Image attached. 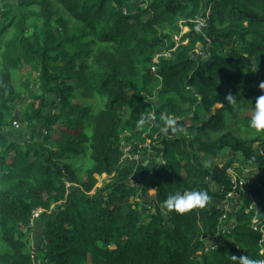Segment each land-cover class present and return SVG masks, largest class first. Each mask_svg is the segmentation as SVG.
Segmentation results:
<instances>
[{
	"label": "trees",
	"instance_id": "obj_1",
	"mask_svg": "<svg viewBox=\"0 0 264 264\" xmlns=\"http://www.w3.org/2000/svg\"><path fill=\"white\" fill-rule=\"evenodd\" d=\"M131 1L0 0V264H33L40 252L46 264L264 258V223L263 231L251 226L255 211L264 217V133L248 126L264 95V0H145L128 11ZM26 68L38 91L17 115L14 74ZM14 120L29 139L8 131ZM133 126L145 128L150 150H139L156 164L134 187L117 175L122 134ZM237 156L258 173L245 203L229 211L234 228L217 233L222 211L213 199L231 189ZM104 174L113 179L97 188ZM148 190V201L137 199ZM177 190L210 199L169 212L164 201ZM37 209L43 232L34 250Z\"/></svg>",
	"mask_w": 264,
	"mask_h": 264
},
{
	"label": "rangeland",
	"instance_id": "obj_2",
	"mask_svg": "<svg viewBox=\"0 0 264 264\" xmlns=\"http://www.w3.org/2000/svg\"><path fill=\"white\" fill-rule=\"evenodd\" d=\"M8 1H14V0H8ZM145 0H133L129 2L125 8L128 11H133L139 4L144 3ZM56 29V27H55ZM58 30V29H56ZM187 31V28H183L182 33H185ZM181 35V34H180ZM180 35H174L173 38L174 40L179 39ZM160 55V54H157ZM164 55V53H163ZM193 55L197 58L205 55V51L200 47V45L197 43L195 44V49L193 51ZM156 57V56H155ZM154 57V58H155ZM254 73L259 74V71L256 69L252 70ZM25 80L27 82L26 88H23L21 85V81ZM14 86L18 89L19 87V92H20V97L17 101L16 104V111L15 113L19 115L20 111H25L24 109L29 107V103L33 101L32 95L37 93L38 91V86L36 82V74L31 71L30 69L26 68L22 72H17L14 74ZM49 100H52V97H49ZM55 103L47 110V113H53L55 111ZM152 116V113H151ZM26 126L22 124L20 121L14 120L11 122L9 125L8 131H10L13 135L14 138H25L29 139L30 135L26 134L27 130L25 128ZM145 128H140L137 126H133L130 129H127L126 131L123 132L122 138L120 145L124 149V157L123 161L120 165V169L117 173L118 177L121 178L123 177V174H126L125 178L129 181L131 186H138V185H144L145 182H147V179L149 178V175L147 174V171L153 169L156 164L152 160L146 159V154L144 153L143 150H139L143 148V144L146 141H142V137L144 136L145 133ZM40 132V131H38ZM256 136V134H255ZM42 137V134L37 133L35 135V139H40ZM257 147V145H256ZM223 159H230L231 154L230 153H225L223 156ZM240 157L237 156L236 158V163L239 165L240 164ZM216 161H221L220 158L215 159ZM235 164V163H234ZM246 166V167H245ZM247 168V169H246ZM242 169L243 171V176L245 181L250 182L251 178L257 174L258 170L256 168H252L251 166L248 165H239L236 166V170ZM246 169V170H245ZM127 171V172H126ZM128 173V174H127ZM113 179L112 176L108 175H102L98 177V183L96 184L97 188H100L103 186L104 183H109ZM215 188V186H214ZM244 190V189H243ZM153 193V190H148L145 195L142 196V198H137L140 199L141 201H148L149 197ZM239 201H236L238 203ZM213 203L219 207V200L217 198L213 199ZM245 202H240L239 207L241 204H244ZM57 210V206H52L51 209L49 210L48 214H51L52 212H55ZM252 208H248L246 211H250ZM255 215L260 217L261 215L259 214L258 211L255 212ZM40 218V217H39ZM35 220L32 224V232L30 234V247L31 249L33 248L34 250L38 249V244L41 240V235L43 230L41 229V226H38V221ZM225 228V225L223 226ZM215 239H207L206 244L212 245L215 241ZM42 252L38 253L37 256L34 258L33 264H46V262L42 259Z\"/></svg>",
	"mask_w": 264,
	"mask_h": 264
},
{
	"label": "clouds",
	"instance_id": "obj_3",
	"mask_svg": "<svg viewBox=\"0 0 264 264\" xmlns=\"http://www.w3.org/2000/svg\"><path fill=\"white\" fill-rule=\"evenodd\" d=\"M259 87L261 90H264V82H262ZM227 99L228 102L235 101L231 96H228ZM166 123L172 125L174 121L170 119ZM248 126L257 133H264V95H261L256 99ZM209 199L208 193L203 190L183 192L177 190L167 197L164 201L163 207L169 212L175 211L178 214H184L194 208L205 207ZM233 259L237 260L238 264H264V258L261 257L241 255L238 258L233 256Z\"/></svg>",
	"mask_w": 264,
	"mask_h": 264
},
{
	"label": "built area",
	"instance_id": "obj_4",
	"mask_svg": "<svg viewBox=\"0 0 264 264\" xmlns=\"http://www.w3.org/2000/svg\"><path fill=\"white\" fill-rule=\"evenodd\" d=\"M168 54L169 53L166 52L164 53V56H168ZM158 56L159 55H156V57L154 56L155 57L153 58L154 64L157 63ZM143 147H146L148 150H150L148 142H145L143 144ZM236 166H239V165L235 163L228 170L231 189L226 193L224 200L220 201V204H219V208L221 209L222 213L218 218L217 233L223 234V233L231 232V230L234 228V222L228 221L229 211H236L239 208V203L241 201L243 202V189L246 186L247 182L244 179V176H243L244 173L242 169L236 170ZM236 201H239V202L236 203ZM247 206L248 208L250 207L253 209L254 202H249ZM41 213H42L41 209H37L33 211L31 225L33 224L35 220H37L40 217ZM261 223H264V217H258L257 215L253 216L251 220V226L254 229H259L260 231H263L262 226H260ZM224 225H225V228H223ZM209 248H212V245H209Z\"/></svg>",
	"mask_w": 264,
	"mask_h": 264
},
{
	"label": "crops",
	"instance_id": "obj_5",
	"mask_svg": "<svg viewBox=\"0 0 264 264\" xmlns=\"http://www.w3.org/2000/svg\"><path fill=\"white\" fill-rule=\"evenodd\" d=\"M39 223H38V226L40 227L41 226V221H38Z\"/></svg>",
	"mask_w": 264,
	"mask_h": 264
}]
</instances>
